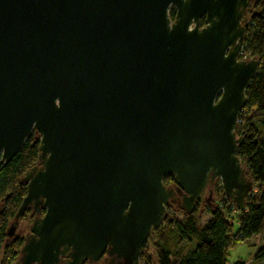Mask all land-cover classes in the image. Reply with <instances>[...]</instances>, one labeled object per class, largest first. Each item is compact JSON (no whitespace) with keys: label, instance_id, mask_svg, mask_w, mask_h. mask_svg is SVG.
I'll list each match as a JSON object with an SVG mask.
<instances>
[{"label":"water","instance_id":"1","mask_svg":"<svg viewBox=\"0 0 264 264\" xmlns=\"http://www.w3.org/2000/svg\"><path fill=\"white\" fill-rule=\"evenodd\" d=\"M252 1L0 0V161L38 135L7 238L28 206L44 210L13 264L105 250L137 264L176 191L190 213L215 180L245 209L235 128L259 67L238 59Z\"/></svg>","mask_w":264,"mask_h":264},{"label":"trees","instance_id":"2","mask_svg":"<svg viewBox=\"0 0 264 264\" xmlns=\"http://www.w3.org/2000/svg\"><path fill=\"white\" fill-rule=\"evenodd\" d=\"M174 15L175 7L171 6L169 16ZM246 17L243 55L257 59L259 67L246 89L247 102L238 116L235 133L243 138L236 155L253 190L246 196L242 211L226 197L204 210L197 208L198 201L190 213L178 206L173 211L168 208L160 227L152 231L153 251L146 250V243L142 247L143 264H227L229 249L246 241L257 246L254 259L264 260V0H253ZM199 23L202 26L203 19ZM37 147L38 135L33 131L8 163L0 161V264H13L20 254L22 239L7 238L6 232L25 196L21 178L36 164ZM162 182L165 186L174 184L173 176L165 174ZM233 213L231 223L228 216ZM204 214L207 217L203 221ZM7 241L11 242L5 245Z\"/></svg>","mask_w":264,"mask_h":264},{"label":"rangeland","instance_id":"3","mask_svg":"<svg viewBox=\"0 0 264 264\" xmlns=\"http://www.w3.org/2000/svg\"><path fill=\"white\" fill-rule=\"evenodd\" d=\"M238 59H248L245 55H243V51L239 53ZM247 114V112L245 113ZM262 135L264 136V130L262 131ZM223 191L221 189V183L219 180H215L213 184L208 187L206 190L203 191V193L200 196L199 203L197 205V208L204 210L207 207H214L216 206L219 201L224 198ZM171 211L176 210L177 207L170 205ZM175 217L179 218V215L173 214ZM207 215L202 216V220L204 221L206 219ZM235 214L228 216L229 222H234ZM32 219V218H31ZM31 219H30V211H27L18 221L16 234H18L19 230L21 228H24L22 234L19 235V237L14 239H22L26 233L29 232L30 226H31ZM153 233L151 232L147 239L145 240L146 243V250L150 253L153 251L152 249V241H153ZM12 241V240H11ZM9 241V242H11ZM255 243L257 240H254ZM7 241L5 243L9 244ZM257 246H253L249 242H243L235 245L234 247L230 248L227 253V264H235L236 262H242L243 264H264V260L256 261L255 258V252H256ZM0 259H1V253H0Z\"/></svg>","mask_w":264,"mask_h":264},{"label":"flooded vegetation","instance_id":"4","mask_svg":"<svg viewBox=\"0 0 264 264\" xmlns=\"http://www.w3.org/2000/svg\"><path fill=\"white\" fill-rule=\"evenodd\" d=\"M246 12H247V10H246ZM245 17H246V13H245ZM203 18H201V20H202ZM203 22H204V20H203ZM200 24V23H199ZM203 25H204V23H203ZM202 25V26H203ZM241 25H242V22H241ZM201 25H200V27H202ZM235 44H237V41H236V43ZM167 187H171V188H173V189H175L176 190V187H175V185L174 184H172V185H169V186H167ZM181 193H178L177 191H176V195H175V200L174 201H172L170 204H169V206L167 207V209L168 208H170V205H173V206H178V207H180L181 205H182V200H181ZM196 205V204H195ZM167 209H166V212H167ZM27 211H30V219H31V222L33 221V219L34 218H36V217H41L42 215H43V213H44V210L43 209H39V212L37 213L36 211H34L33 210V205H30V206H28V208L25 210V212L22 214V215H24ZM22 217V216H21ZM20 217V218H21ZM19 218V219H20ZM19 221V220H18ZM18 221H17V223L15 224V228H14V231H13V234H12V236L10 237V239H14V238H17V237H19V235L20 234H22V232H23V230H24V228H21L20 230H19V232H18V234H16L15 232H16V229H17V225H18ZM31 227V226H30ZM30 233V229H29V232L28 233H26L25 235H24V237L22 238V241H23V239L25 238V236L27 235V234H29ZM18 235V236H17ZM17 236V237H16ZM144 244H145V242H144ZM143 244V245H144ZM143 245H142V247H143ZM142 247H141V249H140V252H139V255H138V260H137V264H143V263H141V261H140V253H141V251H143L142 250ZM108 249V248H107ZM82 264H123V261L122 260H120V259H117L116 257H114L113 255H108L107 254V252H106V250L104 251V253L102 254V256L100 257V259L97 261V262H95V263H89L88 261H83V263Z\"/></svg>","mask_w":264,"mask_h":264},{"label":"built area","instance_id":"5","mask_svg":"<svg viewBox=\"0 0 264 264\" xmlns=\"http://www.w3.org/2000/svg\"><path fill=\"white\" fill-rule=\"evenodd\" d=\"M240 113H241V111H240ZM240 113H239V115H240ZM239 115H238V116H239ZM238 123H239V119L237 118V123H236V125H237Z\"/></svg>","mask_w":264,"mask_h":264}]
</instances>
